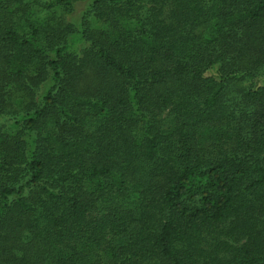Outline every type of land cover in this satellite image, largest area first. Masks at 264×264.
<instances>
[{"label":"trees","instance_id":"trees-1","mask_svg":"<svg viewBox=\"0 0 264 264\" xmlns=\"http://www.w3.org/2000/svg\"><path fill=\"white\" fill-rule=\"evenodd\" d=\"M0 264H264V0H0Z\"/></svg>","mask_w":264,"mask_h":264},{"label":"rangeland","instance_id":"rangeland-1","mask_svg":"<svg viewBox=\"0 0 264 264\" xmlns=\"http://www.w3.org/2000/svg\"><path fill=\"white\" fill-rule=\"evenodd\" d=\"M70 18H68V20H69Z\"/></svg>","mask_w":264,"mask_h":264}]
</instances>
